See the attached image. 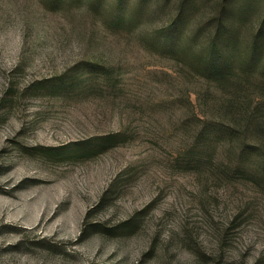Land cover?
<instances>
[{
    "label": "rangeland",
    "instance_id": "374dc122",
    "mask_svg": "<svg viewBox=\"0 0 264 264\" xmlns=\"http://www.w3.org/2000/svg\"><path fill=\"white\" fill-rule=\"evenodd\" d=\"M216 34L264 43V0H0V264H264Z\"/></svg>",
    "mask_w": 264,
    "mask_h": 264
},
{
    "label": "trees",
    "instance_id": "16d2710c",
    "mask_svg": "<svg viewBox=\"0 0 264 264\" xmlns=\"http://www.w3.org/2000/svg\"><path fill=\"white\" fill-rule=\"evenodd\" d=\"M218 38L217 35L212 41L213 58L206 65V70L211 79L219 83L231 84L234 87V97L231 98L234 108L229 110V104H223L224 110L228 114L231 113L229 125L224 132L242 141V156L255 154L258 151L262 153L264 151V57L259 54V50L264 48V43L260 36H254L244 55L240 51L238 58L234 57L235 52L217 57ZM79 68H83V65H78L77 68L67 73H86L84 70L80 71ZM106 73L115 72L107 67ZM247 89L250 93L240 94L239 91ZM238 94L239 97H237ZM202 136L206 141L213 142L217 138V133L214 129H210L203 131L200 138Z\"/></svg>",
    "mask_w": 264,
    "mask_h": 264
}]
</instances>
